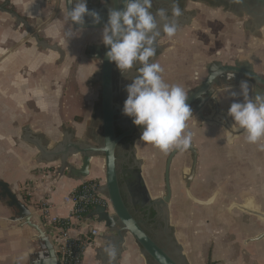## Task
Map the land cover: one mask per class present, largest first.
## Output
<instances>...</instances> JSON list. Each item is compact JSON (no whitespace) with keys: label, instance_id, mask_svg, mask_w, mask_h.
<instances>
[{"label":"crops","instance_id":"0c3cea01","mask_svg":"<svg viewBox=\"0 0 264 264\" xmlns=\"http://www.w3.org/2000/svg\"><path fill=\"white\" fill-rule=\"evenodd\" d=\"M91 1L98 3V0ZM0 7L5 10L0 11V181L48 231L45 216L70 218L72 204L66 198L75 192L80 182L97 180L101 185L104 182L102 158H91L88 175L77 180L68 174L69 170L58 174L59 160L49 161L37 148L39 145L46 151L54 150L63 145L65 139L93 146L95 137L100 135L96 118L99 88L91 81L96 64L88 60L84 49L101 38L103 30L69 28L63 4L59 6L47 0H0ZM6 11L22 18L31 33L46 46L37 45L32 34ZM203 15L199 20L200 29L178 31L169 39L188 33L202 53H209L211 46L223 50L228 56L225 61L235 56L237 50L248 49V59L256 69H261L264 28L259 35H254L242 29L233 17L219 13ZM205 19H211L210 23ZM166 40L167 36L162 39ZM171 49L164 54L173 59L175 52ZM162 57L157 63L163 68L166 83L179 84L185 90L193 86L192 76L181 70L185 62L173 60L169 65ZM209 59L210 55H204L203 61ZM195 65L201 70L204 63ZM219 99L226 109L233 102L228 92H222ZM198 142L199 177L215 180L218 199L212 204L206 202L189 208L176 221L179 242L185 248L188 262L204 264L207 259L215 264H264V240L247 242L264 231V223L236 210L227 211L229 204H241L248 199L264 211V169L258 153L245 136L231 147L225 146L222 137H218L216 151L211 137ZM245 144L252 150L248 155L250 166L238 171L239 180L229 179L234 171L230 160H235L237 153L243 158ZM225 147L231 150L230 155ZM67 162L74 169L81 166L79 156H72ZM45 191H48L47 213H43L41 203ZM14 213L15 210L7 206V199L0 198V264L38 262L43 252L35 247L37 242H32L35 233L12 221ZM94 213L95 208L86 216L90 218L88 225L83 224V219L71 218V236L92 229L98 232L84 250L82 264H102L97 251L108 250L107 241L103 240V226ZM122 248L118 264H143L132 238L125 237Z\"/></svg>","mask_w":264,"mask_h":264},{"label":"flooded vegetation","instance_id":"af4514ba","mask_svg":"<svg viewBox=\"0 0 264 264\" xmlns=\"http://www.w3.org/2000/svg\"><path fill=\"white\" fill-rule=\"evenodd\" d=\"M178 4L182 10V15L179 17L171 16V0L153 1L152 7L153 12L159 8L168 10L170 19L177 25L176 32H183L193 28L196 30L200 29L201 25L199 24V20L205 16L203 15L205 13H210L211 15L219 13L220 15L224 14L231 16L237 19L236 22L241 25L242 29L254 35H259L261 29L264 28V21L259 26H255L263 17L260 19L255 17L252 19L246 16V6L250 9H254L253 5H255V3L250 0H244L242 4L238 3V1L236 2V0H178ZM259 10H262L264 13V7L256 6V11ZM258 13L259 12H256V14ZM205 21L209 22L211 19H205ZM165 37L166 35L162 34L157 40V52L156 56L153 58L154 62H157L164 52L169 49V46L166 47L167 44L169 45V41H162ZM90 45L99 46L100 54L102 53V41H96ZM86 48L87 46L84 49V54L88 60L96 64L93 74H98L101 61L94 57L89 58L91 52L87 51ZM209 53L211 59L208 61H203L204 53L200 50L199 53L193 56V62H203L204 65H202L203 67L201 70L198 69L191 73L194 84L192 87L186 89L189 93L188 102L193 110V118L187 122V131L192 133L191 144L187 149L175 152L170 160L169 158L174 150L163 153L153 145L140 141L142 126L134 125L132 118L124 115L122 111L124 101L127 98L125 86L131 83V76L136 74L139 65L134 67L130 74L122 75L115 63L112 62V109L115 111L114 133L115 137L118 139L114 150V158L117 182L122 201L132 217L139 223L144 232L157 244V246L164 249L174 260H181L182 264L191 263L188 262V258L185 255L184 246L179 242L178 228L177 225L173 223V220L177 221L180 215L186 214L187 210L191 207H197L200 206V203L206 202L212 204L218 199V188L214 185L216 184L215 180L207 177L203 179L199 177L200 150L198 141L206 139L208 136L211 137L214 141L212 148L216 151L218 137H222L225 146L231 147L236 141L245 136L242 135L234 139L231 144H227L224 133L220 127L202 124L198 114L200 113L203 116L209 115L213 111V106L209 104V99L200 103L198 97H193L196 88L203 82L207 75V64L212 62H220L222 66H234L235 63H238L240 67H243V63H246L252 66L255 74L261 79H264V65H261L260 70L256 69L254 63L248 59V49L237 50V54L231 57L229 61L223 60L228 56L223 54V50L220 48L211 46ZM92 56H95V52H92ZM181 58H183V56H180V59ZM184 58H186V56H184ZM173 59L175 60V58ZM231 74V72H226V74L222 75V78L217 77L216 82L212 84V89L215 91L219 101L220 110L224 111L226 114L228 109L221 105L219 95L222 92L227 93L229 86H233L235 90L238 91L239 82L246 79L239 74H237V76L235 75L236 79H229L228 77ZM249 83L254 93L264 91V86L259 84L254 86L250 81ZM97 86L100 91L98 84ZM100 103L101 101L98 99L97 105L100 106ZM227 117L232 121L231 117L228 115ZM263 144L264 140L255 144L261 152ZM242 152L244 153V151ZM227 154L229 153L227 152ZM244 157L245 153L243 158L237 155L234 157L235 160H230L232 161V166H240L239 164L241 163V167H236V170L229 176V179L233 177L234 180H239L238 175H236L238 171H244L246 166H250L248 159L246 162L243 161ZM238 159H241L240 163H237ZM167 168L168 172L166 174ZM167 184L170 194L168 202H165ZM163 205H167V218L164 216L162 210H160V207H163ZM165 220H167L166 224ZM144 261L145 264H154L149 258L144 259ZM209 262L210 261L206 259L204 264L212 263Z\"/></svg>","mask_w":264,"mask_h":264},{"label":"clouds","instance_id":"9594fccd","mask_svg":"<svg viewBox=\"0 0 264 264\" xmlns=\"http://www.w3.org/2000/svg\"><path fill=\"white\" fill-rule=\"evenodd\" d=\"M67 3L71 6L67 19L73 27L85 25L86 17L94 25L101 22L99 12L87 7V0H67ZM115 3L123 7L108 9L102 31V43L108 48L105 55L122 75L130 74L139 65L131 83L125 86L123 114L132 118L134 125L142 126L140 141L163 153L187 149L192 141L187 122L193 118L189 93L179 84L166 83L163 68L153 61L158 38L162 34L172 38L177 25L167 9L152 11L153 0H115ZM171 5L172 17L182 15L178 0H171ZM228 78L234 79L235 74ZM228 95L233 102L227 115L233 123L230 130H225L226 142L231 143L237 133H243L250 144L264 140V91L254 93L249 80L243 79L238 91L229 86Z\"/></svg>","mask_w":264,"mask_h":264},{"label":"water","instance_id":"95a60500","mask_svg":"<svg viewBox=\"0 0 264 264\" xmlns=\"http://www.w3.org/2000/svg\"><path fill=\"white\" fill-rule=\"evenodd\" d=\"M49 2H55L56 5L63 4L65 14L67 17V9L71 7L68 5L67 0H47ZM157 1V0H153ZM242 4L244 0H236V2ZM255 3L254 9H250L246 5V16L254 19L255 17L263 19L255 26H259L264 21V13L262 10L256 11V6L264 7V0H250ZM87 7L90 10H95L99 12L102 17L99 24H92L91 18L86 17V23L83 26L73 27L69 21V28L71 29H89V30H103L104 24L108 19V9L109 7L121 8V4L115 3V0H106L104 3H98L95 5L91 0H87ZM0 11H5L0 7ZM8 12L19 25L22 24L28 34H32L29 30L26 22L20 18L17 14L12 11ZM256 12H259L256 14ZM228 16V15H227ZM231 17V16H230ZM239 25V24H238ZM33 39L36 44L45 47V43L38 39L37 35L32 34ZM103 50L100 54V47L89 45L87 46V51L91 52L89 58L94 57L101 61L100 71L95 74L92 78V82L97 83L100 87L99 100L101 101L100 106L96 109V118L99 121L100 135L95 137L94 145H87L82 142H69L65 139L63 145L59 146L57 149L46 151L44 148H37L41 152V156L44 158H49V161L59 160L58 174H63L65 170H69V175L74 176L77 180H82L88 175V168L90 159L93 157H100L103 161V174L104 182L99 187V192L107 198L110 210L107 211L103 207L95 208L94 216L97 217L98 222L102 224L105 235L103 240L107 241L105 245L108 250H98L99 260L102 264H118L120 254L123 251L122 245L124 243L125 237L129 236L133 239L141 257L143 264H145L144 259H151L154 264H182L181 260H174L166 251L159 246L144 232L139 223L132 217L129 210L122 201L120 190L117 182V175L115 170V158L114 150L118 139L115 137L114 133V115L115 111L112 109V91H111V72H112V62H110L105 53L108 48L103 44ZM92 52H95V56H92ZM207 75L203 82L196 88V92L193 97H198L202 95V98H198L199 102H205L209 99V104L213 106V111L207 115L203 116L200 113L198 117L202 124L205 125H216L220 127L224 133V138L226 141L225 130L231 129L232 121L227 117V114L220 110L219 101L215 91L212 89V84L216 82V78H222L223 74L226 72L234 73L236 76L239 74L241 77L246 78L256 86L257 84L264 86V79H261L252 69L251 65L243 63V67H240L238 63L234 66H222L220 62H212L206 66ZM215 76V79L212 77ZM236 79V77H235ZM192 97V98H193ZM244 135L243 133H237L234 135V139ZM231 142V143H232ZM228 143L227 144H231ZM178 150H174L169 158ZM72 156H79L81 166L79 169H74L68 165L67 160ZM168 168L166 169V174ZM167 177V175H166ZM167 196L165 202L169 199V187L166 185ZM0 198L7 199V206L15 210L12 221L16 222L19 227L26 226L30 228L35 236L32 242H37L35 247L39 251L43 252V258L38 259V262L32 264H57L56 256L53 247L49 241L48 233L42 226L37 223L31 212L27 209L24 204L16 199L6 184L0 181ZM200 205H202L200 203ZM227 211L236 210L242 214H247L259 220V222L264 223V211L261 210L259 205L254 204L253 200H247L243 203H231L229 204ZM160 210L164 213V216L168 217L167 205L160 207ZM167 220H165V224ZM264 240V231L253 236L248 243H256Z\"/></svg>","mask_w":264,"mask_h":264},{"label":"built area","instance_id":"2783aa9c","mask_svg":"<svg viewBox=\"0 0 264 264\" xmlns=\"http://www.w3.org/2000/svg\"><path fill=\"white\" fill-rule=\"evenodd\" d=\"M101 182L88 180L80 182L75 192L66 198L72 204L71 216L67 219L45 216V226L49 241L53 247L57 264H82L84 250L89 246L93 238L98 235L96 230H89L73 237L69 234L71 218L83 219V224L88 225L90 218L86 217L91 209L103 207L110 210L107 198L99 192ZM45 191L41 197L43 213H47V200Z\"/></svg>","mask_w":264,"mask_h":264},{"label":"rangeland","instance_id":"374dc122","mask_svg":"<svg viewBox=\"0 0 264 264\" xmlns=\"http://www.w3.org/2000/svg\"><path fill=\"white\" fill-rule=\"evenodd\" d=\"M93 32H95V31H93ZM93 34V33H92ZM93 35H95V34H93ZM100 38V37H99ZM97 39V40H95V41H93V42H99V41H102V37L100 38V39ZM166 41H169V45H174V46H176V47H170L169 49H171V50H173V48H174V55L173 56H175V60L176 61H183V62H185V64L186 65H184V67H182L181 68V70H184L183 72H187V74H190L191 75V73L192 72H194L195 70H197L198 68H197V66L195 65V64H197L196 62H193L192 61V59H193V56L194 55H196L197 53H199V48L196 46V44L194 45V38H193V36L192 35H188V33H181V34H178L177 36H175L174 37V39H169V37H167V40ZM173 42H175V43H173ZM168 44L166 45V47H168L169 46ZM168 49V50H169ZM170 50V51H171ZM203 55H205L206 57H209V55H210V53H206V51L204 52V54ZM180 56H183V58H181L180 59ZM184 56H186V58H184ZM172 57V56H171ZM169 58L168 56H167V54L165 55L164 54V56L162 57V61L165 63V64H171L172 62H173V60L174 59H172V58ZM178 57V58H177ZM189 59V60H188ZM161 60V59H160ZM190 60H191V62H190ZM189 61V62H188ZM172 65V64H171ZM195 65V66H194ZM180 67V66H179ZM200 69V68H199ZM192 76V75H191ZM248 145L249 144H245V146H244V148H243V150H245L244 151V153H245V157H244V159H243V161L244 162H246L247 161V159H248V155H249V153H250V148H248ZM251 146H254V149H255V151L258 153V157H259V159H260V161H261V166L263 167V169H264V144L262 145V152L258 149V147H256V145L255 144H251L250 145V147ZM232 149H235V148H232ZM237 149V148H236ZM225 151H227L229 154L228 155H230V153H231V150L230 149H228V148H226L225 147ZM236 156L237 155H239L238 153L237 154H235ZM235 157V156H234ZM258 159V158H257ZM241 162V159H238L237 160V163H240ZM228 164H229V162H228ZM240 166H238V165H233V170H236V167H241V163L239 164ZM231 166V165H230ZM234 172V171H233ZM231 175V174H230ZM173 223L174 224H176V220H173ZM192 264H196L195 262H192Z\"/></svg>","mask_w":264,"mask_h":264}]
</instances>
